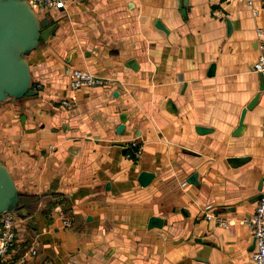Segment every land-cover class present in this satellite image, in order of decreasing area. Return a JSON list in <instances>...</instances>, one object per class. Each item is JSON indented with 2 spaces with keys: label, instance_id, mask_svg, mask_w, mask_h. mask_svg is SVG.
Segmentation results:
<instances>
[{
  "label": "crops",
  "instance_id": "1",
  "mask_svg": "<svg viewBox=\"0 0 264 264\" xmlns=\"http://www.w3.org/2000/svg\"><path fill=\"white\" fill-rule=\"evenodd\" d=\"M42 16L54 31L26 55L39 87L0 101L23 218L0 264H256L241 217L264 188V0H67ZM74 67L108 81L72 88Z\"/></svg>",
  "mask_w": 264,
  "mask_h": 264
},
{
  "label": "water",
  "instance_id": "2",
  "mask_svg": "<svg viewBox=\"0 0 264 264\" xmlns=\"http://www.w3.org/2000/svg\"><path fill=\"white\" fill-rule=\"evenodd\" d=\"M183 5L187 0H178ZM226 27L230 22L227 18ZM55 24L39 16L28 0H0V101L21 97L37 90L32 86L27 54L54 31ZM260 75V73H259ZM260 88L262 77L260 75ZM256 92L241 108V115L258 100ZM195 172L188 176L194 181ZM20 192L9 166L0 158V211L16 209Z\"/></svg>",
  "mask_w": 264,
  "mask_h": 264
},
{
  "label": "built area",
  "instance_id": "3",
  "mask_svg": "<svg viewBox=\"0 0 264 264\" xmlns=\"http://www.w3.org/2000/svg\"><path fill=\"white\" fill-rule=\"evenodd\" d=\"M34 7L39 16H42L49 8H55L65 5L67 0H28ZM245 2L246 4H251V0H238ZM214 12V11H213ZM252 14L256 13V8H251ZM255 32V47L256 54L252 62V68L260 73L262 77V86L260 88L261 96L263 100V110L260 115V129L264 136V30L261 26H256ZM108 78L104 76H99L90 72L87 69L74 67L70 70L68 84L72 88H76L82 85H94L106 83ZM33 88L37 89L39 83L32 85ZM69 99L61 98L60 104L67 105ZM128 152L126 156L135 159L139 156L141 151V144L135 140H131L127 144ZM203 216L205 218L211 219L215 223L227 226V220L215 213L212 210H204ZM62 223L64 225H69V218L67 215L62 214ZM23 218L20 214L16 212L15 209L0 211V256L4 255L16 236V226L22 222ZM241 221L248 225L251 229V234L253 237V247L250 252L252 260L256 264H264V188L260 190L253 212L251 214L241 217ZM36 249L31 248V252L35 253Z\"/></svg>",
  "mask_w": 264,
  "mask_h": 264
},
{
  "label": "trees",
  "instance_id": "4",
  "mask_svg": "<svg viewBox=\"0 0 264 264\" xmlns=\"http://www.w3.org/2000/svg\"><path fill=\"white\" fill-rule=\"evenodd\" d=\"M19 206H20V197H19V202H18V206H17V208H18ZM17 208H16V209H17Z\"/></svg>",
  "mask_w": 264,
  "mask_h": 264
}]
</instances>
